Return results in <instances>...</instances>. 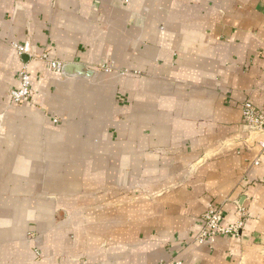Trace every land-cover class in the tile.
Masks as SVG:
<instances>
[{"label": "crops", "instance_id": "0c3cea01", "mask_svg": "<svg viewBox=\"0 0 264 264\" xmlns=\"http://www.w3.org/2000/svg\"><path fill=\"white\" fill-rule=\"evenodd\" d=\"M247 101L264 0H0V264H264ZM211 205L239 236L195 243Z\"/></svg>", "mask_w": 264, "mask_h": 264}, {"label": "built area", "instance_id": "2783aa9c", "mask_svg": "<svg viewBox=\"0 0 264 264\" xmlns=\"http://www.w3.org/2000/svg\"><path fill=\"white\" fill-rule=\"evenodd\" d=\"M16 50L19 55L28 53L29 45H16ZM43 60L51 63V66L56 71H62L63 64L59 61H53L47 54L41 56ZM19 86L10 92V98L14 104H25L30 100L32 95L31 75L26 66L20 71ZM243 112V127L250 133L264 132V110L258 109L252 102L247 101L242 106ZM264 147V142L261 143ZM255 164H259L256 162ZM240 219L231 224H225V216L221 208L211 205L202 217V227L200 232L195 237V243L211 244L219 237L224 236H239L244 226V218L247 215L246 209L241 208Z\"/></svg>", "mask_w": 264, "mask_h": 264}, {"label": "water", "instance_id": "95a60500", "mask_svg": "<svg viewBox=\"0 0 264 264\" xmlns=\"http://www.w3.org/2000/svg\"><path fill=\"white\" fill-rule=\"evenodd\" d=\"M78 69V71H81L82 70V68H77ZM63 70H64V67H63Z\"/></svg>", "mask_w": 264, "mask_h": 264}]
</instances>
